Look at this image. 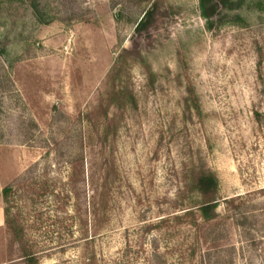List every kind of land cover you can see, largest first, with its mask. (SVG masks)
Returning a JSON list of instances; mask_svg holds the SVG:
<instances>
[{
    "label": "rangeland",
    "instance_id": "obj_1",
    "mask_svg": "<svg viewBox=\"0 0 264 264\" xmlns=\"http://www.w3.org/2000/svg\"><path fill=\"white\" fill-rule=\"evenodd\" d=\"M213 1L0 0V264H264V0Z\"/></svg>",
    "mask_w": 264,
    "mask_h": 264
},
{
    "label": "trees",
    "instance_id": "obj_2",
    "mask_svg": "<svg viewBox=\"0 0 264 264\" xmlns=\"http://www.w3.org/2000/svg\"><path fill=\"white\" fill-rule=\"evenodd\" d=\"M200 2V8H201V15L205 19H210L216 11L217 8V3L214 2L213 0H199ZM35 11L39 12L37 8L34 6L33 7ZM151 12L146 11L144 13V16L141 18V20L138 22L136 25V30L141 31L146 27L147 20L150 17ZM197 185L200 191L202 192H209L213 187H214V180L211 176H202L198 179ZM214 209V206L211 204L204 205L200 208L202 216L205 219H208L210 216V212Z\"/></svg>",
    "mask_w": 264,
    "mask_h": 264
}]
</instances>
